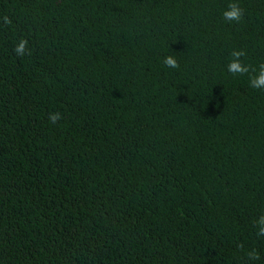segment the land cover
I'll return each mask as SVG.
<instances>
[{
	"label": "trees",
	"instance_id": "obj_1",
	"mask_svg": "<svg viewBox=\"0 0 264 264\" xmlns=\"http://www.w3.org/2000/svg\"><path fill=\"white\" fill-rule=\"evenodd\" d=\"M229 2L0 0V264H264V90L227 71L264 0Z\"/></svg>",
	"mask_w": 264,
	"mask_h": 264
},
{
	"label": "clouds",
	"instance_id": "obj_2",
	"mask_svg": "<svg viewBox=\"0 0 264 264\" xmlns=\"http://www.w3.org/2000/svg\"><path fill=\"white\" fill-rule=\"evenodd\" d=\"M222 15L227 23L239 24L243 20L244 10L237 2H235V0H231V2L227 4ZM3 20L5 24H11V20L8 17L5 16ZM13 51L17 57L31 55V50L28 48V41L26 39H20L16 43ZM230 55L231 59L227 65L228 73L233 76H244L251 72L252 75L249 76V85L253 89L264 90V63H260L258 67H250L249 65L244 64L242 58L246 56V52L242 49L234 50ZM162 63L165 67L174 70H178L180 67L177 59L171 55L165 56ZM61 119H63V117L60 112L49 114V120L52 124H57ZM253 226L256 229V236L258 238L264 237V214H261L256 220H254ZM240 247L243 246L241 245ZM246 255L249 261L260 259L259 252L256 249L249 250Z\"/></svg>",
	"mask_w": 264,
	"mask_h": 264
}]
</instances>
